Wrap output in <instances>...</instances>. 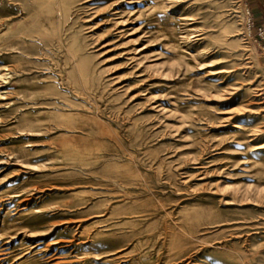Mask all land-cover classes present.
<instances>
[{
  "label": "rangeland",
  "instance_id": "obj_1",
  "mask_svg": "<svg viewBox=\"0 0 264 264\" xmlns=\"http://www.w3.org/2000/svg\"><path fill=\"white\" fill-rule=\"evenodd\" d=\"M246 10L0 0V264H264Z\"/></svg>",
  "mask_w": 264,
  "mask_h": 264
},
{
  "label": "crops",
  "instance_id": "obj_2",
  "mask_svg": "<svg viewBox=\"0 0 264 264\" xmlns=\"http://www.w3.org/2000/svg\"><path fill=\"white\" fill-rule=\"evenodd\" d=\"M254 27L264 22V0H244Z\"/></svg>",
  "mask_w": 264,
  "mask_h": 264
},
{
  "label": "built area",
  "instance_id": "obj_3",
  "mask_svg": "<svg viewBox=\"0 0 264 264\" xmlns=\"http://www.w3.org/2000/svg\"><path fill=\"white\" fill-rule=\"evenodd\" d=\"M246 13L249 15V18H248V26H249V28H251V27L254 28V31H255V34L257 35V37L260 40H264V22L259 24L256 27H254L253 22L251 21V18H250V11H249L248 8L246 10Z\"/></svg>",
  "mask_w": 264,
  "mask_h": 264
},
{
  "label": "bare ground",
  "instance_id": "obj_4",
  "mask_svg": "<svg viewBox=\"0 0 264 264\" xmlns=\"http://www.w3.org/2000/svg\"><path fill=\"white\" fill-rule=\"evenodd\" d=\"M60 1V0H59ZM61 2H62V0H61ZM60 3V2H59ZM57 5H58V3H57ZM56 5V6H57ZM61 5V4H60ZM59 6H57V8H58ZM56 8V7H55ZM115 8V7H114ZM57 10V9H56ZM17 38V37H16ZM0 45H1V43H0ZM5 50V49H4ZM4 50H2V51H4ZM2 54V53H1ZM5 65V64H4ZM3 66V65H2ZM6 66V65H5ZM3 69H5L6 71L8 70V68L7 67H5V68H3ZM8 73V72H7ZM7 73L6 72H3L2 74H0V78H2V80L3 79H5V75H7Z\"/></svg>",
  "mask_w": 264,
  "mask_h": 264
}]
</instances>
